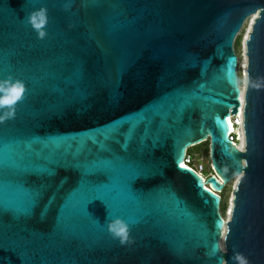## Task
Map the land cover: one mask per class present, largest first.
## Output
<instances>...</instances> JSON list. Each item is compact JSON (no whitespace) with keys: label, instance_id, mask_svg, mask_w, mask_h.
I'll list each match as a JSON object with an SVG mask.
<instances>
[{"label":"water","instance_id":"obj_1","mask_svg":"<svg viewBox=\"0 0 264 264\" xmlns=\"http://www.w3.org/2000/svg\"><path fill=\"white\" fill-rule=\"evenodd\" d=\"M17 86L0 264H264V0H0V101ZM206 141L203 180L180 165Z\"/></svg>","mask_w":264,"mask_h":264},{"label":"rangeland","instance_id":"obj_2","mask_svg":"<svg viewBox=\"0 0 264 264\" xmlns=\"http://www.w3.org/2000/svg\"><path fill=\"white\" fill-rule=\"evenodd\" d=\"M248 22H246V24L244 25V28L242 29V31L240 32V35L235 40V43L233 46L234 52L238 56V59L240 62V68L242 67L243 60H246L244 57V45L243 44H244L245 36L248 33L247 32L248 31V26H247ZM238 76H239V71H238ZM239 79H240L241 85L243 86L244 85V76H243L242 69L240 70ZM188 154L195 161L196 168H198V169L200 168L202 170V172H203V170H205L206 171L205 175L208 174L207 169L211 168L209 156H207L206 154H203V153H201V155L199 156L197 153V150L194 147L190 148L188 150ZM197 159H199V160H197ZM235 185H236L235 182H230L228 185L225 186L223 192L221 193V195L223 196V203H224V207H225L224 216L230 210L232 191L235 189Z\"/></svg>","mask_w":264,"mask_h":264},{"label":"built area","instance_id":"obj_3","mask_svg":"<svg viewBox=\"0 0 264 264\" xmlns=\"http://www.w3.org/2000/svg\"><path fill=\"white\" fill-rule=\"evenodd\" d=\"M239 67H238V71H239V75H240V62L238 63ZM229 121V125L231 127V131L229 132V140L232 142V145L239 148L240 145V138L243 139V128H242V113L241 110L238 114L234 115V116H230L228 118ZM241 149V148H239ZM193 159L190 155L185 154L184 160L182 162V164L184 165V167L191 169L193 171H195L197 174H199L203 180H205L207 177L202 175V170L199 168H196V166L193 164ZM207 189H209L208 187H206Z\"/></svg>","mask_w":264,"mask_h":264},{"label":"clouds","instance_id":"obj_4","mask_svg":"<svg viewBox=\"0 0 264 264\" xmlns=\"http://www.w3.org/2000/svg\"><path fill=\"white\" fill-rule=\"evenodd\" d=\"M43 35L44 33L41 32L40 36L42 37ZM9 98L0 101V104L6 105L5 101ZM9 115H11V113H9ZM0 119H3V117H0ZM109 231L115 238L120 240L121 244H123L128 239V226L119 220L109 225ZM235 260L237 264H248L247 259L239 253L236 254Z\"/></svg>","mask_w":264,"mask_h":264},{"label":"trees","instance_id":"obj_5","mask_svg":"<svg viewBox=\"0 0 264 264\" xmlns=\"http://www.w3.org/2000/svg\"><path fill=\"white\" fill-rule=\"evenodd\" d=\"M238 82L240 84V79H239ZM194 148L197 150V153H198L199 156L201 155V153L206 154L207 156H209V142L208 141H206V142H204V143H202V144H200L198 146H195ZM188 150H187V154H188ZM197 160H199V159H197ZM193 164L195 165V161H193ZM205 172H206L205 170H203V172H202V175H204L205 177H209V176L213 175V172H212L211 168L207 169L208 174L205 175ZM220 197H221L220 213H221L222 216H224L225 207H224V203H223V196L220 195Z\"/></svg>","mask_w":264,"mask_h":264},{"label":"bare ground","instance_id":"obj_6","mask_svg":"<svg viewBox=\"0 0 264 264\" xmlns=\"http://www.w3.org/2000/svg\"><path fill=\"white\" fill-rule=\"evenodd\" d=\"M253 19L254 18H252V19H250V21L247 23V26H248V33H249V31H250V29H251V26H252V24H253ZM247 33V34H248ZM246 37H247V35L245 36V39H246ZM242 69V71H243V76H244V85H245V80H246V73H245V70H246V60H243V62H242V67L240 68V70ZM240 85V89H241V91H243V89H244V85L242 86L241 85V83L239 84ZM231 131V127H230V125H229V132ZM240 145H239V148H242L243 147V139L242 138H240ZM231 204H232V199H231ZM230 208H231V206H230ZM227 216H230V210H229V212L227 213Z\"/></svg>","mask_w":264,"mask_h":264},{"label":"snow or ice","instance_id":"obj_7","mask_svg":"<svg viewBox=\"0 0 264 264\" xmlns=\"http://www.w3.org/2000/svg\"><path fill=\"white\" fill-rule=\"evenodd\" d=\"M37 27H39V25H37ZM22 91H23V89L19 86L11 89V96L8 100L5 101V104L6 105L13 104L17 99H19ZM180 167H184V165L181 164Z\"/></svg>","mask_w":264,"mask_h":264}]
</instances>
